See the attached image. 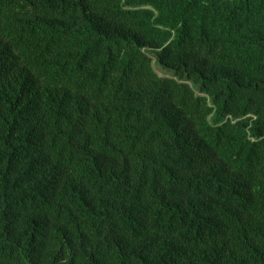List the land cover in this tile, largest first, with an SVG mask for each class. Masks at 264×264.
I'll return each instance as SVG.
<instances>
[{
	"label": "trees",
	"instance_id": "trees-1",
	"mask_svg": "<svg viewBox=\"0 0 264 264\" xmlns=\"http://www.w3.org/2000/svg\"><path fill=\"white\" fill-rule=\"evenodd\" d=\"M0 264H264V0H0Z\"/></svg>",
	"mask_w": 264,
	"mask_h": 264
}]
</instances>
